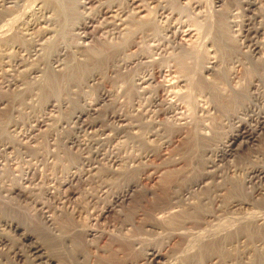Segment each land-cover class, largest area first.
<instances>
[{
	"label": "bare ground",
	"instance_id": "6f19581e",
	"mask_svg": "<svg viewBox=\"0 0 264 264\" xmlns=\"http://www.w3.org/2000/svg\"><path fill=\"white\" fill-rule=\"evenodd\" d=\"M64 1L65 0H30L29 2L27 0H0V70L12 71L14 70L15 67L18 68L20 65H23L25 62L24 61L25 58L23 59L22 54H25L26 59L28 60L29 59L38 60V62H36V60L35 62L40 64V69L38 68L39 66L36 63L32 64V66L29 67L28 73H26V75L27 74L29 75L30 73L31 76L32 73L33 76H35L34 74L37 75L36 72L40 71L42 77L41 82H39L40 86L38 83V86L40 87L39 88L40 94L44 92V90H47L49 92V96H51L50 99H47L48 105L55 106L56 108L58 107V111L62 107H65L67 105L68 106L72 105L73 102L77 101L79 104V100H80L79 98L84 97L82 93L84 92L86 94L87 88L93 87L95 84L96 85L101 84L102 83L101 81L104 78H106L105 75L110 73L109 71L112 72V75L109 76H111V79H113V81L112 80L111 81L113 82L112 85L115 86L114 91L112 92L113 89L111 91L106 89L104 90L103 88L101 89L100 87L101 90L98 89L99 93L97 94L96 98H94V101L87 103L85 107L81 105V108L75 109L70 114L71 116L69 120L65 121L66 126L70 127L71 132L70 135L66 137V139L64 138L65 139L63 143L65 144L64 146L67 149H72L76 147L83 148L84 150H86V154H87L82 160L81 164L79 166H75L74 170L71 171V174L69 176L70 179L68 181L72 182V184H74L75 182H79V183L83 182L85 184V181L91 182V180L96 181L97 179L100 181L101 178L99 177H101L103 173V171H101V168L106 162H109L108 167H110L111 171L112 170L114 172L115 170L117 171L118 169V168L116 169L117 165L123 163L121 162L122 161L121 157H118L117 154H115L117 156H115L114 154L113 155L108 154L109 153L108 151L106 153V151L104 150V147L106 145L105 143L107 141L111 142V140H116V138L120 139V137H125L126 138V139L124 138L125 141L129 140V142L133 143L134 140L132 139L135 138V135L133 134L140 133L142 128H144L143 124L145 123L143 122L145 120V117L144 118L141 117H143L144 114H146L147 112L152 113L153 114L152 117H154V120L151 121L153 125L151 126L150 124L151 128L147 127V129L143 132V134L145 135L144 141L147 142L151 141L152 139H156L157 141H159L158 143L161 142L163 143V145L167 143L168 145L170 142L173 141V138L176 135H178L176 137H179V134H182V132L184 133L185 132L184 130H186L187 127H190L192 124L195 127V130L197 128V131L194 130V127L193 129L190 127L194 132L192 131L193 136L192 138L190 137V139H192L191 140L192 143L191 144L189 143L191 146H189L187 153L189 154L192 153L195 159L197 157L199 159L201 158L204 160L203 165L201 164L203 168V169L201 168L202 178H204V181L202 179L201 180L195 179L196 181L193 180V183L190 182L191 185L187 187L188 191L191 192L192 190L193 193L191 194L195 195L197 200L195 199L192 202L189 199L188 201L187 197L189 194L188 195L185 194L187 197L184 200L183 197L185 195L183 194L184 195L182 197L183 201L179 200L181 202L180 203L178 202L177 205L173 207V209L176 208L178 210L177 213L173 214L172 216L169 213L170 217L167 215L169 218L166 219L168 221L167 226L168 225L170 226L169 222L177 221L178 223L180 219H181L180 223L183 226V224L189 221V219H187L188 215L192 213L194 215L193 216L194 221L193 218H191L192 222L195 223L193 227L190 225L192 228L189 227L190 228L189 230L187 229L188 227H184V226L183 227L181 226L182 227L181 229L179 228V231L184 229L185 232H183L182 234L188 236V237L182 236L183 238H185L184 239L185 242L187 238L189 239L187 241L188 243L186 244L187 247L189 246L188 251L191 250V248L192 250H194L195 248L193 249V247L196 246L195 251H192L190 252L191 254L186 255L188 260H186V262H182L181 264H264V167L254 166L248 168L245 172H242V179L240 183L239 182L233 183L234 180L230 181L229 179L231 177H228L229 180L226 179L227 178L226 176H228L229 172H232V170L234 171V169L236 170V167L238 166H239L238 168H240L239 163L241 159L238 157V160L240 159L239 163L234 162V158L239 155L235 148L236 141L241 139L240 142L242 143H248L249 145L251 144V145L260 146L258 145V143H260L261 139L263 140L262 136L264 135V59L261 60V62L258 65L256 64L257 61L256 59L260 58L259 55H261L260 48L264 45L262 40L264 39V25L262 24L263 20L261 21V19L263 18V17L261 18V16H263V14H261V10H259L258 8L259 7L258 0H243L244 2L243 10L246 11L245 16L247 17H245L246 18L245 22L242 21L241 24L236 23L237 20L235 21L233 19L229 20L231 23H228V19H229L228 14L231 12L227 11L226 16L223 15V11L221 10L222 11L221 12L220 9H218L219 8L218 6H220V2L223 0H215L214 7H212V9L210 8L211 10L209 9L213 13L211 16L209 14V17H207L206 22L202 23V25L197 24L198 26L196 24H192L191 25L193 26L192 28L191 27L184 28L185 30H187V32H189V34H191L190 36L202 40L205 46L203 47L207 51L206 56L205 57L202 56L204 58H200V54H199L200 51L198 53L195 52V50L194 51L191 50L190 48L186 49L187 47L181 43L182 41L180 42L182 38H179L180 36L178 35L180 31L179 27L174 29L175 27H173L171 23L167 24L168 22L167 23L165 22L167 24L164 26L165 32H163L161 37H159L154 33V31H151V29L146 26L145 27L136 26L132 28L131 20L127 18L126 21V18L125 19L122 18L125 9L123 10L120 8L118 12H116L115 10L116 13H114L113 16H109L113 18L112 21L109 22L105 21L106 23L104 25L102 23L101 26L110 27L108 28V30H106V32L108 31V33L115 39L122 37L123 35H128L129 32L130 34L128 35L127 39L125 38L124 42L121 43V45L115 44L113 45V47L111 48L109 47L108 50L106 49L105 51L100 52L99 54L90 53L89 51L90 49L89 47H87L89 43L84 42V39L86 37H89L90 35V34L88 35V32L85 31V28L89 26L90 21L96 19V17L92 18L91 15L89 16L85 12L86 9L88 10L89 6L87 4L92 2L91 0H81V1L74 0L77 4V8L76 10H74V13L76 11V13H78L80 17H78L79 20L76 23L71 22L69 29L71 30V32L76 34V40L73 43L71 42V44L67 42L68 43L67 44L64 40L66 39L63 37L64 35L61 36L59 34L60 35L59 37H62V39L61 41H57L56 49L54 48L55 50L51 52L50 50L52 49L50 48L52 47V45L50 44L46 45V43H48L49 40L56 41L55 36L57 35L59 29L62 30L63 28L67 27V21H66L67 17L70 13L73 14L72 11H69L70 9H67V4ZM74 1H72V3ZM131 2L132 3L129 4V7L131 6L129 9L134 10V6L132 7V5L136 2V0H131ZM99 4L102 3L100 2ZM112 5L115 4L112 2L111 6H108L110 7V9L107 8L108 11H112L111 9ZM23 9H25V11ZM167 10H169V12H171L172 15L175 13L179 18V19L176 18L179 20V21L177 20L178 23L182 24L181 23L182 21L180 20L183 18L182 13H180L178 10L173 11L172 9H170V7ZM99 11L101 12V10ZM99 11L97 12L99 13ZM18 12L22 13L23 16L21 15V17H18ZM221 13L222 16L223 17L225 16L227 20V22L225 21L226 22L225 28H227L228 26L230 27V29H232L233 27L236 28V26H239L238 31L240 32L237 33L240 35L239 39H241L242 42L244 43L243 44V48H245L244 50L241 49L242 46L241 48H234L235 46L231 47L233 45H229V43L225 41L228 38L226 39H224L225 37L223 38L224 33L222 32L221 28L224 29L222 25L225 23H222V21H220L222 19L220 17ZM214 14L216 15L218 14V15L217 16L215 15L216 17H214ZM70 16L73 15L70 14ZM128 19L130 20V22ZM167 19H169V17ZM221 23L222 25H220ZM80 30H82V32ZM62 31H60L59 33H61ZM134 37L141 39L146 38V40L151 41V43H153V49H151V51L146 54L145 53L141 54L138 52L129 55L130 52H128V54L125 53V51L129 49L128 47L130 45L132 46L134 45V43H136L135 41L136 39L134 40ZM192 46H194V43ZM11 52L19 53V57L15 58V60H10L12 59L10 58ZM154 53L158 54V57L154 58L155 57V55L153 57ZM181 57H185V60L184 58ZM254 59L256 61H254ZM246 60L248 66L244 67L245 66L244 65L243 67L245 69L248 67L247 72L252 71L253 73L254 72L256 73L257 70L260 69L259 72H257L256 76L253 74L255 76L253 79H250L249 81L247 80L248 82L242 83L243 85H241L240 83L241 86L237 88L236 87L233 88V86H231L230 84L228 85L225 84V82H223L224 78H222V74L224 76V72H225L226 82H228V80L233 76L232 72L226 71L229 70L227 66L228 67L229 65L234 67L238 65L242 66V64H245ZM160 61L162 63H160ZM171 61L173 62V64L170 65ZM144 62L152 67L150 68V70L154 68V70L156 71V68H160V69L165 68L166 75H164V77L166 76V78H168L172 70L171 69L172 67L175 69L174 72L177 73L176 78H173L174 80L171 81L172 78L164 79L161 75L160 77L163 78V80L162 79L161 80L163 82L165 81L163 83L164 85H162L160 83L158 84L153 83L154 79L156 80V76L154 72L151 75L149 73L146 74L143 73L141 75H136V77L133 76L134 78L129 83V86L134 91L130 97L131 99L130 104L132 107L131 111H133L132 113L135 118L130 117L129 119L126 115L124 116V114L118 112L117 110L115 111L113 109H111L109 112H105L106 114L104 113L105 115L102 116L101 118V115L103 114L101 111L106 106L110 105L111 101L112 104L115 101L116 98L113 97L114 93L121 92V96H122V94H125L126 91L129 90V88L127 89L126 86L125 87L123 86L124 88L121 89L122 84L121 85L118 84L119 81L118 79L122 77L121 75L122 71L124 69H129L132 66L143 64ZM45 64L50 66L51 71L50 69H48L49 67L47 69L51 72L49 74H53L52 77L50 76L47 77L46 66L44 67ZM52 64L55 65L52 67ZM80 67L82 70L79 69ZM196 68L199 69V75L197 74L198 69ZM84 69H88V70L84 71ZM84 72H86V74ZM109 76L108 78H110ZM7 80L8 79L6 78V81ZM2 81L5 80L3 79ZM10 82L11 80L9 81V83ZM28 85L29 84H27V86ZM169 87L184 88L183 91L182 89L181 91H179V94L181 92L182 94L180 95L176 94L180 102L187 101V103H189L192 106L191 108L193 112L196 110L199 116L203 115L206 117H210L211 119L213 117L214 120L219 119L222 125L225 124L231 127L229 129L230 132L224 135H222V133H224L222 132L220 135V132L218 133V128L217 129L215 128L216 126H214L215 124H213V122L211 123L213 127L212 125L206 126L203 123V121L207 120V118L199 120L196 118L198 114L192 117L188 115V113L186 114L177 111L176 110L177 105L173 101L171 102L167 101L164 98H160L159 96V91L161 90V88H163V90L164 89L168 90ZM61 88L66 94L65 97H59L57 95L58 92L61 90ZM151 91H153V95H151L149 100H145V98L148 97L147 94ZM174 91L175 89L173 90V92ZM171 96L172 99H174L173 98L174 94ZM84 99L85 98H83V101ZM164 117L165 119L166 118L171 119L170 120L172 121L171 125L172 127L174 125L175 128L171 130L170 129L166 130L165 127H162L161 126L163 122L162 118ZM214 117L217 118L215 119ZM110 119L112 120V124H110L109 122ZM117 120H121L122 122L118 124L116 122ZM198 128L200 130L201 129L203 130V132L199 130L200 134L202 132L201 135H198L199 133ZM188 131H190V129H188ZM81 132L88 133L87 136L88 140H86L85 142L84 141L82 142L79 139L80 134L82 135ZM24 137H26V135ZM187 138L186 140H188ZM31 140L33 141L34 139ZM55 141H57L56 138ZM122 141L120 142L122 143ZM144 141L143 142L140 141L141 143L139 142V145L142 146V143H145ZM55 143H51V144L55 145ZM140 147L137 150H139ZM145 151L146 150H144L143 152L141 150L140 153H138V155L139 154L141 155V152L145 153ZM55 155L56 152L55 154L53 153L52 157H54ZM146 156L148 155L145 154V156H141L140 158L145 159ZM131 157L129 159H132ZM104 160H106V162H104ZM133 161L135 160L133 159ZM133 161L132 162L130 161L131 164L133 163ZM200 162L202 163V161ZM136 163L137 162H135V164ZM171 163L173 164V162ZM139 164L142 163L138 162V165ZM235 164H238V166H236ZM114 165H116L115 168L112 167ZM220 165L223 167L222 169ZM133 166L135 165L133 164ZM125 167H127L126 164ZM198 167H199V163H198ZM110 169L108 170L110 171ZM199 169L197 168V171ZM39 170L41 171V169ZM179 171L180 170H178L176 174L179 175L180 174L178 173ZM188 171H191V169ZM195 171L196 169L194 170V172ZM128 172L129 171L127 169L126 170H123V168L121 169V173L124 175ZM182 172L184 173V171ZM237 172L234 171L233 174ZM110 174L113 175L114 173L112 174L111 172ZM116 174H118V172ZM108 175L109 173L107 174V176ZM124 175L122 176L124 177ZM200 175L201 173L199 174V176ZM107 176L105 181L107 180ZM103 178H105V176ZM109 178L111 179V177ZM205 178H210L212 182L207 179L205 180ZM217 178H221L220 180H218L219 182L217 181ZM114 179L117 180V178H113L112 181H114ZM32 180H34L33 175L32 177L27 179V181L29 182H32ZM79 185H83V184H79ZM99 185L101 186V184ZM103 185L104 183H102V186ZM109 186L110 183L109 184L107 183L106 188ZM194 186H196L195 189ZM138 188H139V184H137L136 181L126 182V184H124V187H122L121 190H118V192L112 196L113 198L111 199L113 201L111 205H115V204L117 205V203H120L122 201L124 202L125 200L130 202V200H132L131 198L132 192L136 191ZM50 191L53 193L54 190L53 191L50 190ZM237 191H239V194L237 193ZM193 197L194 196H192V198ZM111 205L109 206L112 209ZM108 207H106L101 212L100 214L101 218L106 216L105 212L108 210ZM176 218H180V219L176 220ZM180 223H178V226L180 225ZM173 224L174 223H172V225ZM164 225L166 226L165 221H164ZM149 226L153 228L152 230H154V228L155 229L157 228L156 224L155 225L151 224ZM157 226L159 227V225ZM175 227L177 228V226ZM11 229L17 231L18 228L17 226H11ZM96 229L91 228V230L87 233V236H89L90 238L91 237L96 238L97 236L99 237L97 233L100 230H96ZM102 232L103 230H101V233ZM176 232H174L173 234H175ZM23 238L31 242V237L29 235L24 234ZM113 241L116 242V239H114ZM31 244H33L29 249L30 251L29 255L30 258L32 259L31 262H34L36 264H42V263L49 264L50 262L53 261V259L50 258V256H48L43 251V246L41 247L40 245L35 244L33 242ZM232 248H234L235 250V255H230V253L228 255V252L225 251H229ZM182 250L183 249H181V251ZM183 252L186 253V251ZM167 257L168 255L164 254L163 252L155 249L154 247L153 248L150 247L144 251L142 257L140 256L139 260L140 262L146 264H166L169 261ZM261 257L263 259L262 261L261 260L259 261V258L261 259ZM255 258L256 259L258 258V260L256 261L259 262L256 263L254 261ZM106 261L105 263L104 262L103 263L112 264L111 262H113L111 259H109L108 262Z\"/></svg>",
	"mask_w": 264,
	"mask_h": 264
},
{
	"label": "rangeland",
	"instance_id": "374dc122",
	"mask_svg": "<svg viewBox=\"0 0 264 264\" xmlns=\"http://www.w3.org/2000/svg\"><path fill=\"white\" fill-rule=\"evenodd\" d=\"M27 1L30 2V0ZM72 1L74 0L64 1L67 4V9H70L69 11L73 12L72 14L68 11L73 16H70V14L68 15L66 20L67 27L63 28L62 29L63 31L59 29L57 35L55 36L56 41L49 40L48 43H46V45L48 44L52 45V47L50 48L52 49L50 50L51 52L56 49L57 41H61L62 37H59L60 35L61 36L64 35L63 37L66 38L64 39L66 43L68 42L71 44V42L73 43L76 40V34L71 32L69 27L71 25V22L76 23L79 20L78 17L80 16L78 15V13H76V11L74 13V10H76L77 8V4L75 1L72 3ZM91 1L92 2L87 4L89 8L88 10L86 9L85 12L89 16L91 15L92 18L96 17V19L94 18L95 20L90 21L89 26L85 28V31L88 32V35L89 34L90 35L89 37H86L84 39V42L89 43L87 47H89L90 53L99 54L100 52H103L106 49L108 50L109 47L110 48L113 47V45L115 44L121 45V43L124 42V39L125 38L127 39L128 35L130 34L129 32L128 35H123L122 37L115 39L108 33V31L106 32V30H108V28L110 27L101 26L102 23L103 25L106 23L105 21L109 22L113 20V18L109 16H113L114 13L118 12L120 9L123 10L125 9L122 18L123 19L126 18V21L127 18H129L133 24V25L131 24L132 28L136 26L137 27L146 26L150 28L151 31H154L156 35L161 37L163 32H165L164 26L171 23L172 26L175 27L174 29H176L177 27L180 28L179 29L180 31L178 33L180 37L179 36L178 37L182 38L180 42L182 41L181 43L187 47V48L185 47L186 49L190 48L191 50L193 51L195 50V52L198 53L200 51L199 53L200 58H204L206 56L207 51L204 49L205 46L202 40L190 36L191 34H189V32H187V30H185L184 28H188V27L192 28L193 27L191 26L192 24L202 25V23L206 22V19L207 17H209V14L211 16L213 13L210 10L212 9V7H214L215 0H136V2L132 5V7L134 6V10L129 9L131 7V6L129 7V4L132 3L131 0H91ZM100 2L102 4H99ZM112 2L115 4L112 5L113 8L111 7L113 12L107 10V8L110 9V7L108 6H111ZM258 5H259L258 7L259 10H261V14H263V16H261V18L263 17L261 21L263 20L264 22V13H263L264 0H258ZM135 6H137L138 8ZM243 6H244L243 0H223L220 2V6H218L219 8L218 7L217 8L220 9V11L222 10L223 15L225 16L227 14L226 13L227 11L231 12L229 13L230 15L228 14L229 16L228 23H231L229 20L233 19L235 21L237 20L236 23L241 24L242 21L245 22L246 19L245 17H247L245 16L246 11L243 10ZM169 7L173 11L178 10L180 13H182L183 18L180 19L182 21L181 22L182 24L178 23L179 18L175 13L172 15V13L169 12V10H167L169 9ZM23 10L25 11V9ZM99 10H101V12ZM97 11H99V13ZM22 13L18 12V17H21ZM215 15L216 14H214V17H216L218 14L216 16ZM225 16L223 17L221 13L220 17L222 19L220 21H222V23L225 24L222 25L221 23L220 25L224 27L225 31L222 28L221 30L224 33V35H226V36L223 35V38L224 37H225L224 39L228 38L225 41L229 43V45H233L231 47L235 46L234 48H241L242 46L241 49L244 50L245 49L243 48L244 43L242 42L241 39H239L240 38V35L238 34L240 32L238 31L239 26H236L237 29L235 27L233 28L231 27L232 29H230V27L228 26L227 28H225L227 22ZM168 17L169 19H167ZM165 22L168 23L166 24ZM263 22L262 24L264 25ZM60 31L62 32L59 33ZM80 31L82 32V30ZM134 40L136 41V43H134V45L132 46L130 45L128 47L129 49L126 50L125 53L128 54V52H130L129 55L138 52L141 54L142 53L146 54L149 53L151 49H153V43H151V41L146 40V38L141 39L134 37ZM262 40L264 43V39ZM193 43L194 46H192ZM260 53H261V55H259L260 58L256 59L257 61L254 59L257 65L261 62V60L264 59V45L260 48ZM24 55L25 54H22L23 59L25 58L24 60L25 62L23 65H20L18 68L15 67L14 70L12 71L0 70V264H29V263L36 264L34 262H31L32 259L30 258L29 255L30 254L29 249L31 245H33L31 244L32 242L40 245L41 247L43 246V251L48 256H50V258L53 259L52 261L53 263L50 262L49 264H101L103 262L105 263L107 259L108 260L111 259L113 261L111 262L112 264H146L140 262L139 258L140 256L142 257L144 251L150 247L151 248L154 247L155 249L168 255L167 258L169 261L167 263L181 264L182 262H186V260H188L186 255H189L191 254L190 252L195 251L196 246L193 247V249L195 248L194 250H192L191 248V250L188 251L189 246L187 247L186 244L188 243L187 241L189 239L187 238L185 242L184 240L185 238H183L188 236L182 234L183 232H185L184 229L179 231V228L181 229L183 226L188 227L187 228L188 230L192 228L195 223L192 222L191 218H193L194 215L193 213L189 214L190 216L188 215L187 218L189 219V221L187 220L188 222L183 224V226L180 223L181 219L176 218V220L180 219L178 222L180 223L179 225L180 227L178 226L177 221L169 222L171 227L169 225L167 226L168 221L166 219H168L170 215L172 216L173 214L177 213L178 210L176 208L173 209V207L177 205L178 202L179 203L181 202L179 200H182V197L185 194L186 195L189 194L190 196L188 195V197L190 198H188L185 195L183 197L184 200L186 197L188 201L190 199L192 202L196 199L195 195L191 194L193 193L192 190L190 192L188 191L187 188L189 187V185H191V183H193V180L202 179L204 181V178H202V169H203L202 165L204 160L201 158L199 159L197 157L195 159L192 153H190L191 155L187 153L188 148L189 146H191L190 144L192 143L191 141L192 139H190V137L192 138L193 136L194 131L192 129L194 126L192 124L191 126L189 125L192 129L190 127H187V129L184 130L185 132L187 131L189 133L182 132L183 135L179 134V137H176L178 136L176 135L174 137L175 139L173 138V141L170 142L168 145L167 143L163 145V143L161 142L160 144L158 143L159 141H157L156 139H152L151 141L147 142L144 141L145 135L143 134V132L147 129V127L151 128V126L153 125L151 121L154 120V117H152L153 114L147 112L146 114H148L149 116L144 114V116L141 117V118L145 117V120L143 122L145 123L143 124L144 125L143 127L145 129L142 128L140 133L133 134L135 135V138L132 139L134 140L133 143L129 142V140L125 141L126 139L125 137H120V139L116 138V140H111L112 143L109 141L105 143L106 145L104 147V150L106 151V153L108 151L109 152L108 154L111 155L117 154L118 157H121L122 160L121 162L124 163L117 165V167L116 165L112 166L113 168L115 167L116 169L118 168L117 171L116 170L115 172L113 170L111 171L110 167H108L109 162H106V160H104V162L106 163H104V165L101 168V171H103V173L102 176L99 177L101 178L100 181L97 178H95L97 180L96 181L91 180L92 183L90 181H89L90 183L88 181H85V184L83 182L80 183L73 182L74 184H72V182L68 181L70 179L69 176L71 174V171L74 170L75 166H79L81 164L82 160L87 154H86V150H84L83 148L76 147L72 149H67L64 146L65 145L63 144L64 140L68 135H70L71 132L70 127L66 126L65 121L69 120L71 116L70 114L75 109L81 108V105L85 107L87 103L94 101V98H96L97 94L99 93V90H101L102 88L104 90L106 89L110 91L113 89L112 92L114 91L115 86L112 85L113 79H111V76H109L112 75V72L109 71L110 73H108L107 71L108 74L105 75L106 78H104L103 80L101 79L102 80L101 81L102 83L100 82L101 84L99 85L95 84L93 87L87 88L86 94L84 92H83L84 94L82 93L84 97L79 98L80 99L79 104L76 101L73 102L72 105L69 106L67 105L65 107H62L58 111V107L56 108L55 106L48 105L47 99H50L51 96H49V92L47 90H44V92L40 94L39 82H41V78H42L40 71L36 72L37 75L34 74L35 76H33L32 73L31 76L30 73L29 75L28 74L26 75V73H28L29 67L32 66V64L38 62V60L36 59L28 60L26 59V55L25 56ZM18 57H19V53L11 52L10 58L12 59L10 60H15V58ZM153 57L154 58L158 57V54L154 53ZM181 58H184L185 60V57H181ZM171 62L170 65L173 64V62L172 63ZM144 63L136 66H132L129 69H124L123 70L124 72L122 71L121 73L122 77L118 79L121 82L118 81V84L120 85L122 84L121 89H123L125 86L127 87V89L129 88V90H127L125 93L127 95L122 94L121 96V92H116L117 94L114 93L113 97L116 98L115 101L113 102V104L111 101L110 105L106 106L101 111L103 113V114L101 113L102 114L101 118L106 114L105 112H109L111 109L115 111L117 110L118 112L124 114V116L126 115L129 119L130 117L131 118L134 117L132 113L133 111H131L132 107L130 104L131 103L130 97L134 91L129 86V83L132 81L134 77H136V75H141L143 73L144 74L149 73L151 75L154 72L156 76V80L154 79L153 83L155 84L160 83L162 85H164L163 83L165 82L162 81L163 78L164 79L172 78L171 81L174 80L173 78H176L177 73L174 72L175 69L172 67H171L172 73L170 72L169 74V76L171 75L172 77L170 76L169 78L168 76V78H166V76L164 77V75H166L165 68H161V69L156 68V71L154 70V68L150 70V68L152 67L147 65V63H145L146 65ZM160 63L162 62L160 61ZM36 64L39 66L38 68L40 69V64L39 63ZM54 65L55 64H52V67ZM45 66L47 72L45 73L47 74V77L48 76L52 77L53 74H49L51 73L50 66L46 64L44 65V67ZM243 66L244 67L248 66L247 60L245 64H242V66L241 65L240 66L238 65L236 67L230 65L229 67L227 66L229 70L226 71L232 72V75L235 76L233 77L231 75L232 77L228 80V82H226L225 72H224V76L222 74V78H224L223 82H225V84L227 85L230 84L231 86H233V88L234 87L237 88L243 85L242 83H246L250 79H253L256 76L257 72H259L260 70L257 68L258 70L256 73L255 72L253 73L252 71L251 73V72H247L248 67L245 69ZM47 68L50 69V71ZM79 69H81V67ZM87 70L88 69H84V71ZM161 70L164 72H162ZM197 71H198L197 74L199 75V69ZM84 73L86 74V72ZM161 75L163 78L160 77ZM108 76L110 78H108ZM6 78L8 79L7 81ZM3 79L5 81H2ZM10 80L11 82L9 83ZM27 84H29L30 86L29 85L27 86ZM25 85L27 86V88ZM172 89L173 90L175 89L176 92L175 91L173 92ZM181 89L182 91L184 90V88H179V87L176 88L169 87L168 90L167 89L163 90V88H161L160 91L162 93L159 91V96L160 98H164L167 101L170 102L173 101L177 105L176 106L177 111L186 114L188 113V115L192 117L194 115L196 116L198 112L196 110L193 112L191 108L192 106L189 103H187V101L180 102V100H178L176 94H179V91H181ZM149 93L147 94L148 97H146L145 100H149L151 95H153V91ZM173 94H174L173 97L174 99H172L171 96ZM180 94H182V92ZM57 95L59 97H65L66 94L61 88V90L58 92ZM83 98H85L84 101ZM185 110L187 111L189 110V111L187 112ZM198 116L199 114L196 116V118L199 120L207 118V120L203 121V123L206 126H211L212 125L211 123L213 122V124H215L214 126H216L215 128L216 129L218 128V133L220 132V135L222 132H224L222 133V135L230 132L229 129L231 127L225 125L224 123H223L224 125H222L219 119H217L218 120L217 121L214 120L213 117L211 119L210 117H206L203 115L199 117ZM214 118L216 119L217 117ZM111 119L109 121L110 124H112V120H113ZM170 120L171 119L168 118L165 119V117L162 118L163 122L161 121L162 122L161 126L165 127L166 130L167 129L171 130L175 128L174 125L172 127L171 125L172 121ZM116 122L120 124L122 121L117 120ZM188 129H190L191 132L188 131ZM199 130L200 129L198 128L199 133L198 132L197 133L198 135H201L203 130L202 129L200 130L202 131L201 134ZM195 131H197V128ZM25 135L26 137H24ZM87 136L88 133L83 132L82 135L80 134L79 139L82 142L83 141L85 142L86 140H88ZM55 138L57 141H55ZM186 138L188 140H186ZM262 138L263 140L261 139L260 143H258V145L260 146L251 145V144L249 145L248 143H242L240 142L241 139L236 141L235 148L239 155L237 154L238 156L235 157L237 159L234 158V162L239 163L240 159L241 161L239 163L240 168H238L239 167L238 164H235L238 167H236V170L234 169V171L237 172L238 170L239 173L238 172L234 173L235 174L234 175L233 174L234 171L232 170V172L228 173L226 179H228V177H231L229 178L230 181L234 180L233 183L235 182L240 183L242 179V172H245L248 168L254 166L264 167V135L262 136ZM31 139H34L35 141L34 140L32 141ZM120 141H122V143ZM140 141L145 142L142 143L143 147L139 145ZM51 143H55V145ZM144 144L147 146H145ZM139 147H140L139 149L140 151L142 150L144 152V150H146L147 152L146 151L145 153L141 152V155L140 154L138 155V153H140V151L137 150ZM141 148L143 149L145 148V149L143 150ZM134 149L137 151H135ZM50 151L53 152L54 154L56 152V155L52 157L53 153H51ZM145 154L148 156H146L145 159L143 158L144 160L140 158L141 156H145ZM189 156L190 159L192 158L191 160L189 159ZM130 157L132 159H129ZM238 157L240 158L239 160ZM133 159L135 161H133ZM123 160L126 161L128 164ZM189 160L192 162H190ZM130 161L131 162L133 161V163L131 164ZM200 161H202V163ZM135 162L137 163L135 164ZM138 162L142 164L138 165ZM171 162H173V164ZM198 163H199V167L202 164L200 169L198 167ZM125 164L127 165V167H125ZM133 164L135 166H133ZM185 167L186 168L189 167V168L186 169ZM196 167L199 169L198 171ZM220 167L221 169L223 168L221 165ZM122 168L123 170L127 169L131 173L128 172L125 175L122 174L121 173ZM182 168L185 170H183ZM39 169H41V171ZM108 169H110V171ZM190 169L191 171H188ZM195 169L197 171V172L195 171L197 174L194 172ZM119 170L120 173L124 175V177L119 173ZM176 170L181 171L178 172L180 173L179 175L176 174L177 173ZM182 171H184V173ZM111 172L112 174L113 173L114 174L111 175L110 174ZM117 172L118 174H116ZM108 173L109 175L107 176ZM200 173L201 175L199 176ZM32 175L34 177V180H32V182L27 181L28 178L32 177ZM104 176L105 178H103ZM106 176H107V180L105 181ZM109 177H111V179ZM113 178H117V180L114 179V181H112ZM206 179L210 180V178H205V180ZM220 179L221 178H217V181ZM110 181L112 182V184ZM131 181L134 182L136 181V183L139 184V188H140L137 189L138 191L136 190L132 192V197L130 196L132 200H130L131 198L129 197L130 199L128 200H130V202L127 200H125L124 202L118 201L120 203H117V205L116 204L111 205L113 201L111 199L113 198L112 196L115 193H117L118 190H121V188L124 187V184H126V182H131ZM68 183L70 186L68 185ZM77 183L83 184L86 187L83 185H79ZM102 183H104L103 186ZM107 183L108 184L110 183V186L106 188ZM99 184H101V186ZM195 187L196 186H194V189ZM50 190L52 191L54 190L53 193ZM237 193L239 194V191H237ZM192 196L194 197L192 198ZM109 205L112 206V209ZM106 207H108V210L106 211L108 213L105 212L106 216L103 217L104 218L103 219L100 217V214ZM164 221L166 223V226L164 225ZM172 223L174 224L172 225ZM151 224L153 225L156 224V227L158 229L154 228V230H152L153 228L149 226ZM10 225L17 226L18 228L17 231L12 230ZM157 225H159V227ZM175 226H177L178 230ZM91 228H95V229L97 228L96 230H100L97 233L99 237L97 235L96 238L95 237L90 238L89 236H87V233L91 230ZM101 230H103L102 233ZM174 232L176 233L173 234ZM24 234H27L31 237V242L23 238ZM114 239H116V242L113 241ZM181 249L183 250L181 251ZM183 251H186V253ZM225 252H228V255L229 253L230 255H235L234 248ZM262 257L261 259L259 258V261L260 260L262 261L263 259ZM108 260L106 262H108ZM256 260H258V258L257 259L255 258L254 261L256 263L259 262ZM42 264H48V263H42Z\"/></svg>",
	"mask_w": 264,
	"mask_h": 264
}]
</instances>
